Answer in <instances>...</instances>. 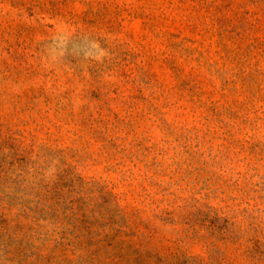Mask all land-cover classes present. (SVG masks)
<instances>
[{
    "label": "rangeland",
    "instance_id": "374dc122",
    "mask_svg": "<svg viewBox=\"0 0 264 264\" xmlns=\"http://www.w3.org/2000/svg\"><path fill=\"white\" fill-rule=\"evenodd\" d=\"M0 264H264V0H0Z\"/></svg>",
    "mask_w": 264,
    "mask_h": 264
}]
</instances>
